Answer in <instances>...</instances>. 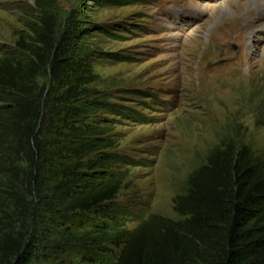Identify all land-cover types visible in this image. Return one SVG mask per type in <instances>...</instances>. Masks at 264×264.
<instances>
[{
	"label": "trees",
	"instance_id": "obj_1",
	"mask_svg": "<svg viewBox=\"0 0 264 264\" xmlns=\"http://www.w3.org/2000/svg\"><path fill=\"white\" fill-rule=\"evenodd\" d=\"M35 4L18 55L0 57V264H264V150L244 144L215 148L190 175L177 221L74 219L117 197L122 161L84 102L88 51L58 40Z\"/></svg>",
	"mask_w": 264,
	"mask_h": 264
},
{
	"label": "rangeland",
	"instance_id": "obj_2",
	"mask_svg": "<svg viewBox=\"0 0 264 264\" xmlns=\"http://www.w3.org/2000/svg\"><path fill=\"white\" fill-rule=\"evenodd\" d=\"M42 2L56 38L88 51L82 58L93 81L84 102L96 106L94 121L106 126L110 152L122 161L117 197L74 219L125 229L155 215L177 221L173 198L215 148L264 150V27L244 36L232 21L208 31L204 16L168 10L190 0ZM35 5L0 0V57L18 55V38L38 23Z\"/></svg>",
	"mask_w": 264,
	"mask_h": 264
},
{
	"label": "clouds",
	"instance_id": "obj_3",
	"mask_svg": "<svg viewBox=\"0 0 264 264\" xmlns=\"http://www.w3.org/2000/svg\"><path fill=\"white\" fill-rule=\"evenodd\" d=\"M191 6L171 7L172 13L179 15L204 16V29L211 31L215 27L238 22V27L244 36L260 27L258 21L264 19V0H190ZM169 23L165 19L161 27ZM199 29L196 35H199Z\"/></svg>",
	"mask_w": 264,
	"mask_h": 264
},
{
	"label": "bare ground",
	"instance_id": "obj_4",
	"mask_svg": "<svg viewBox=\"0 0 264 264\" xmlns=\"http://www.w3.org/2000/svg\"><path fill=\"white\" fill-rule=\"evenodd\" d=\"M225 26H226V24H225ZM264 27V25H261L259 28H263Z\"/></svg>",
	"mask_w": 264,
	"mask_h": 264
}]
</instances>
